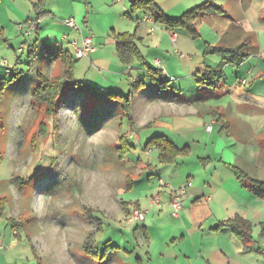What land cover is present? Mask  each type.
I'll use <instances>...</instances> for the list:
<instances>
[{"label": "rangeland", "instance_id": "374dc122", "mask_svg": "<svg viewBox=\"0 0 264 264\" xmlns=\"http://www.w3.org/2000/svg\"><path fill=\"white\" fill-rule=\"evenodd\" d=\"M124 1L130 9V0ZM204 1L197 0L196 4ZM212 1L225 13L206 22L198 20L199 37L192 38L186 31H178L190 43L186 46L190 54H196L193 64L204 61L206 56L212 60L214 47L234 49L246 45L242 52L248 56V61L236 68L235 58L224 59L219 55L228 65L223 64V77L216 79V87L210 90L212 94L201 93L203 88L199 86L203 87L205 82L199 79L206 74L195 65L190 80L183 75L184 79L178 82L169 81V87L162 93H151L155 89L146 70H142L134 77L137 80L142 76L146 84L139 87L140 94L130 96L128 77L119 79L124 83L120 87L122 96L126 100L130 97V111L123 108L124 101L69 90L59 99L58 114L48 118L45 107L36 105L31 94L38 85L39 71L53 79L65 78L59 63L50 64V53L56 55L60 45L56 41H44L51 49L39 46L33 57L26 51L13 58L19 62L17 72L22 74L11 82L0 101V264H167L158 260L160 252L165 249V239L179 238L175 226L182 225V221L171 214L163 215L154 207L151 215L147 214L151 210L147 199L154 194L150 183L159 178L177 177V168L185 171L184 178L192 180L207 173L223 178L233 172L225 164L243 163L247 154L254 152L257 160L264 157V0ZM98 10L105 15L107 8L101 5ZM188 10L191 9L175 11L170 17L180 18ZM102 22L103 28L112 32L105 17ZM16 46L18 50L19 45ZM141 48L144 49L142 45ZM64 49H69L68 44ZM179 54L186 60L190 58L182 51ZM221 58L216 57L213 62L217 65ZM196 68L200 69L199 73ZM90 70L93 73L89 67L79 75L77 69L74 80L86 82V73ZM15 74L4 76L10 81ZM90 87L93 89V85ZM163 98L177 103L179 112L185 106L184 112L193 107L202 112L203 118L213 108L223 113L228 122L234 114L235 129H245L243 123H252L254 130L251 128L244 134L251 133L248 139L256 142L257 147L249 145L248 149H241L233 143L235 136L223 135L221 142L214 140L216 145L210 147L211 165V158L201 152L205 151L203 148L198 151L200 155L178 160L169 167L161 166L156 145L148 146L147 141L153 137L152 142L164 140L159 134L171 128L172 120L162 116L151 121L150 128H140V121L129 116L163 109H169L163 114L170 113L174 105L160 103ZM210 120L208 116L205 121H197L203 124ZM212 134L216 138L219 130L205 133V138L208 140ZM137 136L143 139L142 143ZM167 136L179 140L183 149L187 146L182 143L184 140L194 143L202 133ZM254 188L256 192L260 189ZM242 200L234 197L233 202ZM203 204L204 208L196 207L186 214V224L197 225L210 217L208 202L203 199ZM257 208L251 219L259 240L264 203H258ZM135 209L147 212L146 222H127ZM145 227L149 229L150 244L144 237ZM205 242L215 251L220 237L207 232Z\"/></svg>", "mask_w": 264, "mask_h": 264}, {"label": "crops", "instance_id": "0c3cea01", "mask_svg": "<svg viewBox=\"0 0 264 264\" xmlns=\"http://www.w3.org/2000/svg\"><path fill=\"white\" fill-rule=\"evenodd\" d=\"M40 1L41 0H0V79L7 80L4 76L7 74L13 75L15 72L18 74L17 65L19 62H14L13 58H17L18 55H23L26 51H28L29 55L30 49L37 50L39 46L42 47L45 45L44 41H56V43L60 45L59 49L61 47L63 50H65V45L68 44V50H71L70 53L77 62L73 71V78L76 75L77 69L79 75H81L87 68L92 67L93 73L91 70L86 73L87 84L90 86L93 85V89H99L98 91H100V93H115L121 96L123 90L120 87H122L124 83L123 80L119 82V79L128 77V85L130 89H132V85L138 83L142 76L137 78V80L134 79V77L139 76L140 71L146 70L147 64L152 65L156 69H161L164 77L168 81L175 82L184 79L183 75L190 80L194 65L195 67H199L205 74L213 70H221L222 77L224 70L223 64L228 65V61H223V58L218 54H214L215 57H213L212 60H209L207 58L208 56H206L204 61L200 60V56L197 54V58L199 57L198 59L200 62L193 64V57L196 54H193L194 56L190 54L191 50L186 47L190 43H188L186 37L178 32L179 30L168 31L155 25L156 29L151 33V25L143 22L145 13L136 12L132 14L131 6L129 9L128 6L125 5L124 0H44V8L42 11H39L41 17L38 18V14L34 9ZM132 1L134 0L129 1L130 5ZM206 2H211V4L215 6L212 0H206L202 4ZM196 3L197 0L156 1V5L171 19H178L170 17L175 11H183L188 8L193 9L199 6ZM101 5L107 8L105 15L98 10V7ZM221 9L225 13V10L223 8ZM138 15L142 16L137 17ZM102 17H105V23L111 27L112 32L103 28ZM213 17H216V15L202 18L201 21L203 20L202 22H206ZM86 18L88 19V23L87 26H83L82 34L84 37H92L94 51L88 57L77 60L71 43L76 41L81 45V37L73 29L67 27L64 22L69 19H75L79 24L83 25V20ZM35 22L38 23V28L34 31L30 28ZM94 29H96L95 32H93ZM117 35H134V45L142 56V62H134L128 65L120 60L117 40L115 39ZM65 36L67 40H64ZM16 45H19L18 50H16ZM141 45L144 49L141 48ZM180 51L185 55H189L190 58L187 60H191L190 63L182 54H179ZM216 57L222 60L217 65L213 62ZM246 61L248 60H245L241 65ZM55 63L61 65L60 61ZM235 65L236 68L241 66ZM137 66L141 67L136 68ZM199 68H196L197 73L200 71ZM62 69L64 73V68L62 67ZM180 71H184L185 73H180ZM213 76L214 75H212V77ZM168 77H171L172 80ZM216 81V79L213 80V84L211 85L205 84L203 87L199 86L203 88L201 93L212 94L210 90L216 87V85H214ZM227 85L229 84H226V86ZM108 89L110 92L107 91ZM154 89L155 91L151 93L159 92L156 88ZM145 95L148 96L150 94L145 93ZM97 97L105 98L104 96ZM164 98L160 103L167 104L166 102H168L169 105H174V108H170V113L163 114L162 112L169 111V109H163L162 112L149 111L140 116H130V118L140 121V128H150L152 126L151 121H156L162 116L172 120L171 128L166 129L168 134L166 133L167 131L161 132L159 137L170 142L177 150L182 151L188 149L189 154L176 158L172 163L164 165L165 167L174 165L178 160L200 155L198 151L203 148H205V151H200L211 158L209 152L210 147L213 144L216 145L213 141L216 140L217 143L221 142L220 137L223 135H227V137L235 136L233 143L241 146V149L246 150L250 146L257 147V144H255L256 142H252V140L248 139V135L251 133L244 134V132H250L251 128L254 130V127L251 125L252 123H243L245 129H235L234 123L232 122L233 118L236 119L234 114L228 122V120H224L223 113L220 114V111L215 112L213 108L212 112H206V116L203 118L202 112L194 110L193 107H191L192 109L188 112H184L187 108V106H185L182 112H179L176 108L177 103L166 101ZM148 104H153V102H149ZM216 110H220V107L216 106ZM189 116L196 117L197 120L203 121L210 116L211 120L202 124L197 120L195 122L194 119L189 118ZM210 124L213 126L212 132H214L216 128L219 130V135L214 138V134H212L207 140L205 138V133H208L206 126ZM256 125L257 124H255V126ZM133 130L134 129H132V131ZM197 133H202V137L199 140H195L194 143L184 140L182 143H187V146L183 149L180 148L179 140H171V138L167 136L181 137L183 135H195ZM132 136L135 137L134 131ZM153 138H151V140ZM137 140L140 143L143 142V139L138 136ZM256 153L257 152H254L253 155L247 154L246 160L243 163L236 162L231 165L225 164L231 166L234 173L232 172L231 175L224 176L223 178L215 177L207 173L201 177L195 176L196 178L192 180V178H184L186 175L185 171H181L180 168H177L175 170L177 177L174 176L170 179H163L171 185L170 188H161L160 178L158 181L150 183L151 188H149L154 194L147 199L151 205V210L147 214L151 215L153 211L152 207H154L157 208L159 212H162L163 215L166 213V215L171 214L172 216L171 199L174 192L186 187L188 182L191 183L190 187H186V193L182 197L183 210L177 217L173 216L174 219L182 221V225L177 224L175 226L176 232L180 233V235H178L179 238L165 239L163 244V248L165 249H162V253L160 252L158 260L167 262V264H264V222L261 223V232L258 235L260 238L258 240L255 234L256 225H254L251 219L252 214L256 213L259 209L257 208L258 203H264V186L254 182L259 181L264 183V157L261 158L262 160L258 159L260 160L258 161L256 159ZM211 160L212 158L209 162L210 165L212 164ZM159 164L163 166V164ZM210 165L207 166V168L210 167ZM258 169L260 171H257ZM237 172H241L247 178L240 179L237 176ZM193 173L194 172H192V174ZM164 174L167 175L166 172H164ZM248 183L260 187L259 191L256 192L254 186L248 185ZM155 189L156 191L153 192ZM157 196L161 201L160 207L152 203L153 198ZM234 197L242 198L243 202H233ZM227 198H230V200L225 202ZM203 199L208 202L206 207L209 209L208 213L210 217H206L204 221L202 220L197 225L190 224V226L186 224L187 213L191 212L192 209L196 207L204 208ZM191 202L193 203L190 204ZM237 217L244 219L251 226L250 234L246 238L237 237L227 228L217 229L221 223ZM146 221L147 218H145V222ZM207 232L220 237V242L215 251L205 242ZM200 234L201 237L199 238ZM144 237L150 244L149 229L147 230L146 227L144 228Z\"/></svg>", "mask_w": 264, "mask_h": 264}, {"label": "trees", "instance_id": "16d2710c", "mask_svg": "<svg viewBox=\"0 0 264 264\" xmlns=\"http://www.w3.org/2000/svg\"><path fill=\"white\" fill-rule=\"evenodd\" d=\"M156 1L158 0H134L131 2V12L132 14L136 12L145 13V15H149L156 26H160L168 31H176V30H184L192 38L199 37V33L196 29L197 21L217 14H223L224 11L221 8L215 7L211 4V2H206L202 5L196 6L193 9L185 12L178 19H171L167 17L163 11L156 5ZM44 8V0H41L39 4L35 6L34 11L38 14V18L41 17L39 15V11H42ZM117 40V48L118 55L120 60L124 63L130 65L134 62H142V56L139 50L135 47L134 35H117L115 36ZM246 45L236 47L234 49H225L220 47H214L213 52L215 54L223 56L226 58H235V64L241 65L248 56L244 54L243 48ZM44 49H51L49 45H44ZM36 50L30 49L29 56L33 57ZM50 64L54 62L60 61L62 67L64 68V76L65 78L62 80L61 78H51L49 75L42 73L41 71L37 72V82L38 85L35 89H33L31 97L33 102L36 105H43L46 109V113L48 118L55 117L58 114L59 106L58 102L61 97L65 94L66 91H76V92H89L93 93L95 96H104L105 98H112L116 100H121L124 103L123 108L125 111H130V97L129 100L124 99L123 96L115 94V93H100V91L96 89H92L85 82H77L73 78V71L76 66V61L71 55L69 50H63L61 47L58 50L56 55H52L50 53ZM146 73L151 81V85L156 88L159 92H162L165 88L168 87L169 81L164 77L163 71L160 69H156L150 64L146 65ZM22 73H18L12 77L10 81L5 79H0V101L3 99L6 90L12 81L16 80L19 75ZM212 75H214L212 77ZM222 78L221 70H213L206 74V76L201 77L199 82H205L206 85L213 84V80ZM146 85L143 78L138 83L132 85V90L130 92V96L140 94L139 87H143ZM215 85V83H214ZM33 105V106H36ZM129 119L130 116H129ZM132 120V119H131ZM155 144L156 148L159 152L158 160L161 164L166 165L175 161L178 157L187 156L189 154L188 149H184L182 151L177 150L173 145L165 140L152 142L149 141L147 143L148 146ZM237 176L240 179L247 178L241 172H237ZM259 185H263L264 183L259 181H254ZM227 228L230 229L237 237L246 238L251 231V226L244 219L237 217L227 222L221 223L217 229Z\"/></svg>", "mask_w": 264, "mask_h": 264}, {"label": "built area", "instance_id": "2783aa9c", "mask_svg": "<svg viewBox=\"0 0 264 264\" xmlns=\"http://www.w3.org/2000/svg\"><path fill=\"white\" fill-rule=\"evenodd\" d=\"M121 1V0H118ZM143 22L148 23L151 25V33H153L156 29L155 23L153 21V19L149 16V15H145L143 18ZM65 25L67 27H70L71 29H73L75 32H77V34L81 37V45L78 44V42L74 41L71 43L72 48L74 50L75 53V58L77 60H81L83 58L88 57L93 51H94V47H93V39L92 37H84L82 34V29L83 26H87L88 23V19H84L83 20V25L79 24L75 19H69L67 21L64 22ZM38 28V23H33V25L31 26V30H36ZM64 40H67V37H64ZM213 126L212 124L207 125L206 126V130L208 132H212ZM160 186L161 188H170L171 185L167 182L164 181L163 179L160 180ZM191 183L188 182L186 187H190ZM186 187L181 188L178 191H175L173 194V197L171 199V210L173 212V216L177 217L179 215V213L183 210V205H182V197L185 195L186 193ZM153 204H156L157 206H161V201L160 198L154 197ZM146 213L147 212H143L140 209H135L128 217L127 222L129 224H136V223H140V222H144L145 218H146Z\"/></svg>", "mask_w": 264, "mask_h": 264}]
</instances>
